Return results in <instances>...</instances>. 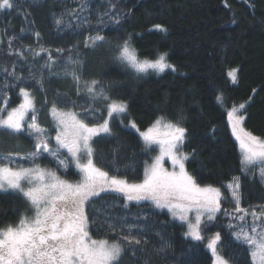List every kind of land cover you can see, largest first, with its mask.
<instances>
[{"label": "trees", "instance_id": "trees-1", "mask_svg": "<svg viewBox=\"0 0 264 264\" xmlns=\"http://www.w3.org/2000/svg\"><path fill=\"white\" fill-rule=\"evenodd\" d=\"M110 2L116 8L109 9ZM18 3L20 7L0 12L3 41L0 97L6 95L9 107H15L21 100L19 87H27L35 95L41 126L53 137L55 122L48 112L53 101L58 102L59 108L75 111L82 117L94 110V115H87L88 122L101 123L107 118L103 102L93 104L84 91L83 81L116 80L112 95L129 104L128 114L111 120V134L102 133L93 138L94 159L98 165L115 161L131 182L143 179L144 162L151 160L153 151L146 155L138 133L125 125L135 121L143 130L161 110L170 117L182 112L187 116L190 133L184 151L190 153L196 149L197 152L188 162V170L197 174L202 185L220 187L224 193L217 219L205 223L203 231L220 234L218 251L226 258L231 257L234 264H251L246 246L235 240V227H230L225 214L233 211L235 202L223 186L238 177L240 207L264 206V184L260 183L258 174L253 177L256 169L242 171L239 148L227 122V111L244 103L247 119L243 126L264 138V0H35L34 3L18 0ZM117 15L119 23L114 19ZM61 16L63 23L57 26L55 20ZM156 24L164 25L167 34L155 30ZM98 30L109 42L95 48L84 47L85 40ZM37 31L39 38L34 35ZM128 33L139 34L134 44L142 59L155 58L157 51H167L176 71L169 69L137 78L125 69L113 57L117 43L121 42L116 38L126 37ZM13 35L17 38L9 49L8 41ZM29 46L37 51L41 47L50 51L56 61L51 71L43 67L48 51L38 56L31 51H25L23 57L14 54V50H26ZM57 49L64 51L58 53ZM69 49L78 50L83 61V66L77 69L81 77L79 94L71 75L65 74ZM13 65L16 74L24 78L22 81L3 72L5 67L11 71ZM232 69H238L235 84L228 76ZM41 79L43 89L37 83ZM221 94L223 100L218 102L217 96ZM51 146L55 148L54 139ZM33 150L34 142L26 134L10 136L0 131V157L12 153L11 166H31L30 158L24 157H29ZM66 154L61 150L60 158H69ZM38 163L55 168L66 179H80L74 165H69L65 172L47 154ZM105 170L112 173L111 168ZM94 203L98 211L86 208L95 219L91 228L94 238L118 236L120 226L116 233L106 231V216L113 223L126 217L129 223L140 225L141 238L147 241L146 254L138 251L133 257L129 252L121 264H138L145 255L152 264H211V253L204 242L186 237L183 223L155 208L150 201L127 202L128 207H124L126 201L121 194L102 193L94 198ZM29 209L22 196L0 193V227L15 224L21 214L30 213Z\"/></svg>", "mask_w": 264, "mask_h": 264}, {"label": "snow or ice", "instance_id": "snow-or-ice-1", "mask_svg": "<svg viewBox=\"0 0 264 264\" xmlns=\"http://www.w3.org/2000/svg\"><path fill=\"white\" fill-rule=\"evenodd\" d=\"M116 6L115 3H109V9ZM249 6L254 7L251 4ZM18 7V0H0V12ZM104 15L108 13L105 12ZM118 15L114 18L117 23ZM55 23L57 26L61 25L63 17L57 18ZM153 28L163 34L168 31L162 24H156ZM34 35L40 37L38 31ZM138 35L128 33L126 37H117L121 42L116 45V55L113 59L137 78L153 72L158 75L169 69L176 71L167 51H157L155 58L142 59L134 44ZM16 38L13 35L9 39V49ZM108 42V38L98 30L94 36L90 35L85 40L84 47L95 48ZM0 43L3 41L0 40ZM25 51H31L34 56L48 51V60L43 67L49 71L56 63L50 51L43 47L37 51L29 46L26 50H14V54L23 57ZM56 51L62 53L64 49ZM68 52L65 74L71 75L79 94L81 77L77 69L83 66V61L78 50L74 52L69 49ZM9 54L13 52L10 51ZM3 72L17 81L24 79L16 74L15 65L11 71L5 67ZM237 73L238 69L228 72L234 84L238 82ZM37 83L43 89V80H38ZM116 83L114 79L83 81L84 91L93 104L103 102V111H106L107 118H104L102 123L88 122L87 115H94V110L88 111L87 115L82 117L75 111L59 108L57 101L52 102L48 112L55 122V148L51 146L53 137L39 122L40 110L36 106L33 92L20 86L21 102L17 107H9L6 95L0 97V131H5L10 136L26 134L34 142L33 152L29 157H24L30 158L31 166H11L12 153L0 157V193L18 194L30 206V214H21L15 224L0 227V264H121L129 252L133 257L138 251L146 254L144 245L147 241L141 238L140 225L129 223L126 217L116 223L111 222L110 217L106 216L104 219L107 232L116 233L117 227L120 226L117 237H93L91 228L95 219L90 217L86 208L98 211L94 198L100 197L101 193L122 194L126 201L124 207H128L127 202L150 201L157 209H167L174 219L187 225L185 236L194 241L203 240L202 228L205 223L210 224L217 219L224 193L220 187L202 185L197 180V174L188 170L187 164L197 152L196 149H192L190 153L184 151L190 133L186 126L187 116L182 112L170 117L161 110V114L144 130H141L135 121H129L128 125H125L138 133L146 155L158 149V154L150 157L151 163L144 162L143 179L139 182H131L120 172V167L115 161L104 165L96 163L93 138L102 133L111 134V120L116 116H126L129 110V104L125 100L112 95ZM15 86L17 85H13ZM222 100V94L218 95L217 101ZM227 117L232 134L242 150V171L247 173L256 169L253 177L258 174L260 183L264 184V138L254 135L243 126L247 119L246 105H233L227 112ZM123 123L121 120V124ZM61 150H66L70 159H61ZM45 154L56 160L65 172L69 165H74L80 179L72 181L62 178L57 171L42 167L38 161ZM166 162H170V168L165 166ZM106 167L112 169L111 174L105 170ZM223 187L235 202L234 211L243 213L240 219L243 220L249 214L252 217L250 225L241 227L234 233L235 240L246 246L251 264H264V209L252 210L249 213V210L240 207L241 184L238 177H234ZM220 239L217 232L209 239L207 245L212 252L213 264H234L231 257L226 258L218 251ZM138 264H152V261L145 255L139 259Z\"/></svg>", "mask_w": 264, "mask_h": 264}, {"label": "rangeland", "instance_id": "rangeland-1", "mask_svg": "<svg viewBox=\"0 0 264 264\" xmlns=\"http://www.w3.org/2000/svg\"><path fill=\"white\" fill-rule=\"evenodd\" d=\"M20 102H21V100H20ZM19 102V103H20ZM19 105V104H18ZM17 105V106H18ZM17 106H15V107H17ZM64 110H66V111H72V110H68V109H64ZM230 110V109H229ZM228 110V111H229ZM227 111V112H228ZM227 122H228V117H227ZM102 123V122H101ZM96 124V123H95ZM228 126H229V128H230V131H231V127H230V125H229V122H228ZM144 130V129H143ZM231 133H232V131H231ZM233 135V134H232ZM54 137H55V134L53 135V139H54ZM234 137V136H233ZM235 138V137H234ZM236 140V139H235ZM236 142H237V145H238V148H239V152H240V157L242 158V150H241V148H240V145H239V142L236 140ZM153 147H155V146H153ZM65 152H66V150H65ZM67 153V152H66ZM158 154V149L156 150V151H153V154H152V156H155V155H157ZM66 155H68V154H66ZM149 163H151V160L149 161ZM165 166L166 167H171L170 166V162H166V164H165ZM14 167V166H13ZM26 167H28V166H26ZM42 167H45V168H47V169H50V170H52V171H57L55 168H50V167H46V166H42ZM77 170V169H76ZM78 171V170H77ZM58 172V171H57ZM249 172H252V171H249ZM58 174H60L59 172H58ZM61 176H62V178H64L63 177V175L62 174H60ZM102 194V193H101ZM122 195V194H121ZM134 202V201H133ZM235 207H236V205L234 204V206H233V211H231V212H229V213H227V215H228V217H229V225H231V226H234L235 227V232L234 233H236L237 231H239V229L241 228V227H247L248 225H250L251 223H252V217H251V215L249 214V215H247V216H245L244 217V219L243 220H241L240 219V217L243 215V213H237V212H235L234 211V209H235ZM242 208V207H241ZM243 209H246V208H243ZM261 209H264V206L263 207H260L259 209H247V210H249V213L252 211V210H257V211H259V210H261ZM161 210V209H160ZM163 211H166L169 215H170V217L171 218H173L172 217V215L168 212V210L167 209H163ZM28 214H30V213H28ZM218 214V213H217ZM190 216H194V214H190ZM174 219V218H173ZM175 220H178V219H175ZM179 221V220H178ZM181 222V221H180ZM182 223V222H181ZM257 223H259L258 221H257ZM184 226H185V233L187 232V225H185V224H183ZM215 233H217L216 231H206V232H204L203 231V228H202V234H203V236H204V239L202 240L203 242H204V244H205V246L207 247V245H208V243H209V239L212 237V236H214V234ZM98 239V238H97ZM208 248V247H207ZM209 251H210V253H211V257H212V260H211V264H213V256H212V252H211V250L209 249Z\"/></svg>", "mask_w": 264, "mask_h": 264}]
</instances>
